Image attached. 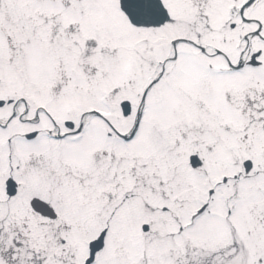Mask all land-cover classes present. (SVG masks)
<instances>
[{"label":"snow or ice","instance_id":"snow-or-ice-1","mask_svg":"<svg viewBox=\"0 0 264 264\" xmlns=\"http://www.w3.org/2000/svg\"><path fill=\"white\" fill-rule=\"evenodd\" d=\"M0 264H264V0H0Z\"/></svg>","mask_w":264,"mask_h":264}]
</instances>
